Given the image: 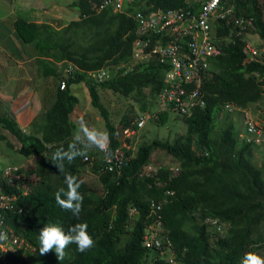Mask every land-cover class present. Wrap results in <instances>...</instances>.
Returning a JSON list of instances; mask_svg holds the SVG:
<instances>
[{
	"label": "trees",
	"instance_id": "16d2710c",
	"mask_svg": "<svg viewBox=\"0 0 264 264\" xmlns=\"http://www.w3.org/2000/svg\"><path fill=\"white\" fill-rule=\"evenodd\" d=\"M49 1L50 4H47ZM101 1L70 0L66 9L77 10L78 18L72 19L60 30L52 24L54 20L45 14L63 11V7L51 10L55 4H63V0H40L38 6L29 3L28 7L16 3L20 13L4 18L9 19L10 24H0L1 32L5 33L7 29L13 33L22 47L32 46L36 62H40L45 73L49 72L48 76L53 78L51 82L55 85L51 82L48 84L55 88L50 95L42 96H51L52 103L35 117L44 126L42 140L55 141L50 156L58 149L67 150L80 131L78 125L82 116L87 114L85 110L83 113V109L75 107L80 101V92L82 100L85 99L83 94L88 93L90 104L98 109L107 130V152L113 151L118 142L113 138L115 130L109 109L101 100L99 89H109L118 97L128 98L131 95L133 99L142 101L140 109L145 110L148 102L144 99L143 90L149 87L152 92H158L163 87L162 69L165 65L158 60L137 64L124 74L119 71L111 74L103 82H95L89 71L130 60L137 26L130 12H134L135 8L146 12L158 8H185L188 4L186 0H134L122 11H113L110 7L102 10L100 7L96 11L94 4ZM229 5L233 6L231 18L243 19L242 27L236 26L231 40L226 42L229 26L234 19L230 18L227 26L222 22L229 15L217 18L216 22L220 24L216 25L214 40L221 44L222 51L213 60L209 57L204 61L211 63L209 75L203 76L205 80L202 86L207 105L204 110H195L190 118H186V134L173 142L154 139L141 143L119 178L116 179L111 173L101 174L106 192L99 196L82 185L76 174L81 164L89 162L91 157L97 163L107 154L106 151L85 149L89 159L83 161V157H77L71 163L65 160L63 173L52 162L40 159L41 165L36 172L41 176L46 171L50 174L47 173L32 187L33 190L18 198L22 202L21 212L10 210L4 213L11 241L18 238L23 243L21 246L15 245L13 252L0 250V264H144L143 258L152 252L142 245L141 238L145 221L151 219L147 200L161 199L165 190L174 191L172 201L162 206L167 223H173L176 220L173 216L181 213L178 223L181 229L173 230L171 237L177 245L185 243L199 250L207 258L202 264H243L247 254H258L260 249H264V231L260 229L264 222V153L260 166L254 165L250 154L252 148L258 145L253 137L240 139L229 117L225 118L220 133H215L218 114L225 102L246 105L264 99V61H259L258 57L249 62L243 61L246 42L241 35L255 31L264 41V0H228L225 9ZM191 8L197 11L199 3L191 4ZM247 20H251V25ZM89 31L91 35L85 37ZM235 31L239 34L235 35ZM67 32L71 33L68 37ZM84 38H87L86 42ZM160 40L161 36L155 33L152 43ZM24 54L20 51L19 61L25 57ZM121 70L124 71V68ZM195 77L190 82H183L181 87L193 88ZM62 83L65 87L60 89ZM1 99H9L0 97V130L2 128L10 133V137L0 134L4 147L25 157L41 155L36 139L21 131L13 113ZM168 108L173 110L170 104ZM158 116V121L164 123L167 112L162 111ZM127 117V113L123 114L120 123L129 124ZM156 148L165 150L177 160L180 166L177 175L170 176L168 169L163 167L151 177L139 176L141 166L148 162L151 151ZM126 152L129 154L131 151ZM10 166L19 184L28 182L32 171L25 170L16 158L12 159ZM13 167L16 169L13 170ZM3 168L4 164H1V191L19 193L21 189L8 182ZM67 172L73 173L72 176L81 184L78 191L84 199L78 218L62 209L54 197L58 189L67 191V185L65 181L51 184L54 182L51 176L62 179ZM61 197L66 199L63 195ZM130 207L138 210V216L135 225L124 231L122 226ZM198 216L216 218L226 224V228L216 232V239L211 241L207 225L202 221L197 222ZM84 223L94 241V247L90 250L81 253L77 251V244L72 243L66 248L67 255L62 261L57 259L54 251L40 254L39 233L45 226L58 225L68 234L72 226ZM109 224L112 226L109 227ZM121 234H125V237H121ZM0 243H6L5 236Z\"/></svg>",
	"mask_w": 264,
	"mask_h": 264
},
{
	"label": "clouds",
	"instance_id": "9594fccd",
	"mask_svg": "<svg viewBox=\"0 0 264 264\" xmlns=\"http://www.w3.org/2000/svg\"><path fill=\"white\" fill-rule=\"evenodd\" d=\"M134 0H122L119 7L116 6L115 0H110L108 2H105V0H102L100 3L95 2V10L98 11L101 8V10L105 7L112 8L113 11H122L128 8ZM100 5V6H99ZM172 9V8H170ZM179 9V8H174ZM100 10V11H101ZM167 9L158 8L156 10L152 11H146L143 12L142 9L135 8L134 12H130L134 20L136 21V39L132 42L131 46V58L130 60L126 62H121L122 64H127L131 60H135L136 64H145L148 62H151L153 60H158L160 63L164 64V69H162L163 76H162V83L163 87L157 92H152L149 87L144 88L143 94L145 97L146 92L149 94L154 93L150 99L151 104L155 105L159 103V97L160 94H164L166 97L167 104L171 105L173 110H182V111H190L188 115L185 116L186 118H190L195 110H204L206 108L207 102L205 100V90L202 89L203 82L205 79H203V76L209 75L210 62H204L207 59H196L195 63L193 65H190L188 60L185 59L181 55V51H174L172 53H168L166 50L169 48L173 42H170V39H165L162 36V41L160 40L158 43H152L153 35H147L142 34L140 31V25L137 18V14L141 13L144 16H149L157 11H164ZM199 10V9H198ZM197 10V11H198ZM252 23V22H251ZM250 23V25H251ZM226 25V24H225ZM228 26V25H227ZM238 26V25H237ZM217 33V31H216ZM213 31L210 33L212 37L213 43L220 49L219 54L221 53V44H218L216 42V37ZM233 32H230L227 36H232ZM144 38H150V42L148 43V46L144 47L140 50L139 45L137 44L138 41ZM186 39L180 38L176 42L180 45L182 48H187L188 45L186 43ZM227 42V41H226ZM245 53V52H244ZM219 54H217L214 57H211L213 60L216 58ZM246 55V53H245ZM211 60V61H212ZM259 61H262V59H259ZM244 61V60H243ZM204 62V63H203ZM249 62V61H244ZM202 63V65H201ZM133 65L132 67H134ZM123 69V68H122ZM118 71L115 70L113 67L109 66H103L101 68L93 69L89 71V75L95 82H103L110 78L111 74H115ZM195 77V85L191 89H186L184 87H181L183 82H190L193 77ZM169 86V87H168ZM64 83L60 85V89H63ZM109 90V89H108ZM183 90V93H180L179 91ZM111 91V90H110ZM194 91L199 92L198 98L188 99V96L191 95ZM80 92V91H78ZM82 95V92L79 93ZM82 102V101H81ZM146 102H148L146 100ZM148 102V104L150 103ZM80 106L79 108L84 109L81 105L78 104L75 106ZM50 107V106H49ZM221 109H224L228 111L231 115L234 112H237V117H246L247 116V110L246 108L238 103L234 102H225ZM45 109L40 110L38 113L34 114L33 117H36L41 112H44ZM14 115V112H12ZM83 113L84 110H83ZM145 110H137L128 112V119L129 124L124 125L123 123H120L118 126H114V136L113 138L117 140L118 145H116L112 152H107V145L108 141L106 143H103L101 141L102 133H99L95 130H89L83 123H81L80 126V132L83 133V138L80 135H76L71 143H69L67 150L61 148L56 150L52 156H50V152L53 146H55V141H47L42 140V133L44 126H42V122H38L40 127L34 128L30 126L31 123H33L32 120L23 128L20 126V124L17 122L15 116L14 119L18 125V127L21 129V131L26 135H32L37 142L39 153H43L44 150H47L46 156H42L41 159L46 160L48 163L52 162L57 169L63 173L64 172V161L66 160L68 163H71L74 159L77 157H83V161L88 160V156L85 149H94L96 151L102 150L106 151L107 154H105L97 163L93 162V157L90 158V161L84 164H81L80 166H89L91 168H95L94 171H88L94 175H96L97 178L100 179L101 182V190L98 192L95 188H90V192H94L95 195L99 196L100 193H105V185L102 180L101 174L102 173H111L113 177L116 179L119 178L123 173V168L128 164L129 160L133 158L136 153L132 152L131 147L127 146H121L120 141L118 137L123 138H136L139 136L140 131L145 127V124L148 119H153V116L151 115L145 120ZM160 112L157 113V116ZM124 114V113H123ZM122 114V115H123ZM121 115V116H122ZM23 116V114L21 115ZM142 120V123L139 124V121ZM112 122V121H111ZM120 122V119H119ZM144 123V124H143ZM235 123V121H234ZM248 127H253L255 129V126L248 122ZM46 127V125H45ZM238 137H239V130L237 131ZM0 134L10 137V133L7 130H4L1 128ZM79 145V146H78ZM83 146V147H80ZM127 150H130L131 152L127 154ZM137 152V150H136ZM39 155V156H41ZM151 164V165H150ZM150 165V167H149ZM79 166V167H80ZM78 167L77 176L79 178V182L84 185L86 188V183L83 180L82 174L84 172L80 171ZM161 164L155 165L153 162H146L144 165L141 166V169L139 171V176L144 177H151L154 175L155 172H157L159 169L163 168ZM165 168V167H164ZM16 167H13V170H15ZM168 169V168H167ZM11 170V166H9L8 171L4 173L5 177L9 176H16L13 171ZM169 171V169H168ZM180 171V167L177 170L175 174H172L171 171H169L170 176L177 175ZM34 172V171H32ZM50 174V172L46 171ZM47 173L40 175V179H44L47 176ZM73 173L67 172L64 173V176L62 179H59L55 176H51L52 182L51 184L60 183L62 181H65L67 185V191H65L63 188L58 189L55 194V201L57 204L64 209L65 211H70L74 217H79L81 211H82V204H83V195L78 191L81 184L77 181V178L75 176H72ZM158 185H160V182H158ZM34 188V187H33ZM33 188H30L29 190H25L24 188L18 187L17 189H21L20 192L14 191L12 194H8L6 192H2L0 188V240L4 239V236L6 238V243H0V250L2 252L9 250L11 252L15 251V245L18 243L20 246L22 245L23 241L21 239H14L11 241V237L9 234H7V226L5 224L7 223L5 221L4 213L10 211V210H16L18 212L22 211V202L19 200L21 196H25L28 192L33 190ZM88 189V188H87ZM173 190H165L164 196L161 199H148V209H149V216L151 219L149 221H145L143 228H142V245L151 250V255H145L143 258L144 264H202V262L207 259L203 257L199 250H197L194 247H188L185 245V243L180 246L177 245L172 237L171 232L175 229H181L178 226L179 219L181 217L180 214H175L173 217L176 219L173 223L168 224L167 218L163 215V204L167 202H171L174 197H171L173 195ZM65 196L66 199H64L61 196ZM19 198V199H18ZM21 202V203H19ZM138 216V210L135 207H130L127 211V219L126 222L123 224L122 228L124 231L129 230L132 228L136 223V218ZM197 222L202 221L204 224L207 225V230L210 233V240L214 241L216 239V232H221V230H215V226H219L220 223L218 219L206 216L204 218L197 217ZM214 226L212 230L209 229V227ZM112 224H109V227H111ZM87 224H76L72 226L69 229V233L65 234L63 229L58 225H49L45 226L39 233V243L40 248L39 252L41 255L48 254L49 252H55L56 257L59 261H62L65 259L67 253L66 248L68 245L75 243L77 244V251L83 253L88 250H90L92 247H94V241L90 237V235L87 233ZM121 237H125V234H121ZM5 247V248H3ZM11 250L10 248H13ZM4 249V250H3ZM254 254H247L246 259L243 262V264H264V260H262L260 257ZM149 258H153L154 262H148ZM240 264V263H236Z\"/></svg>",
	"mask_w": 264,
	"mask_h": 264
},
{
	"label": "rangeland",
	"instance_id": "374dc122",
	"mask_svg": "<svg viewBox=\"0 0 264 264\" xmlns=\"http://www.w3.org/2000/svg\"><path fill=\"white\" fill-rule=\"evenodd\" d=\"M31 5L38 6L40 4V0H28ZM63 4H55L53 5V8L63 7V11L57 12V13H46L45 15L50 16L54 21L53 25H56V29L60 30L66 27V25L72 21V19L78 18L77 10L75 9H66V6L70 2V0H63ZM188 2V0H186ZM16 3H20V0H0V22L2 23L4 18L12 16V14L20 13V8H18ZM50 4V1L47 2V4ZM262 20L264 21V6L262 8ZM229 12L230 8L228 9ZM46 12V11H44ZM230 16L232 17L233 14L231 12ZM229 19V16H227V19ZM214 21H217V18H215ZM223 26V25H222ZM242 27V25H239ZM230 32H233L236 25L233 23L229 26ZM1 31V28H0ZM217 27H214L213 32L216 33ZM6 33V29H5ZM239 34L238 31H235V35ZM71 35V33L67 32L66 37ZM91 35V32H86L85 37H88ZM243 39L245 40V45L243 52L246 53L244 57V61H251L252 59H256L258 57L259 59H262L264 61V41L262 38H260L259 34L255 31L248 32L245 34H241ZM227 42L230 41V37L226 36ZM14 41V40H13ZM83 41H87V38H84ZM14 47L19 48L20 44L18 41H15L13 43ZM112 62V61H110ZM136 64V61L133 59L129 61L127 64H110L111 67H113L115 70L122 72L124 74L127 70H129L133 65ZM124 68V71L121 69ZM13 87V84L11 85ZM5 94H7L10 97V94L8 90L1 91ZM101 100L106 104V106L109 109L110 119L114 126H118L120 124L119 119L121 115L124 113L137 111L140 109L142 101H138L133 99V96H128V98L124 97H118L117 94H114L112 91L108 89L98 91ZM84 98L82 100V95L80 96L79 105H81L87 112V114L82 116L81 123H83L89 130H95L97 132H101L103 135L101 136V141L103 143L107 142V130L104 126V120L99 114V111L97 108L93 107L90 104V97L88 93L83 94ZM155 95L154 93L149 94L146 92L144 99L150 102L151 97ZM13 97H15L13 95ZM11 98V97H10ZM159 103L155 105H150V103L147 105L145 111V120L153 116V119H148L145 127L140 131V134L136 138H123L118 137L121 146H127L132 148V152L134 154L136 153V150L138 149L139 145L143 142H150L154 139H162V140H168L170 142H173L176 138L182 137L186 134V120L185 116L190 113V111H182L177 109H169L168 104L166 101V97L164 94H160L159 97ZM82 101V102H81ZM247 112L246 117H240L238 118L237 112L232 113V115L224 110L221 109L218 114L219 122L216 125L215 133H220V130L222 128L223 122L225 121L226 117H229L234 126L236 127L237 131L239 130V138H245L246 140L250 139V137H253L255 140V143L258 145L254 146L252 148V152L250 154L252 163L256 166H260L262 155L264 153V99L255 102V103H248L246 105H243ZM80 107V106H77ZM38 108H40V105H38ZM40 111V110H39ZM39 111L35 112L34 110L30 111L29 116L27 118H24L23 116H19L18 112H14V116L17 120V122L20 124L21 127H25L28 123L26 121L28 119H31L33 123L30 124V126L34 128H39L40 125L38 122H40V119H36L33 117L34 114L38 113ZM166 111L167 112V118L164 123H160L158 121L157 113ZM157 119V120H156ZM235 121V123H234ZM248 122L252 123L255 126V129H251L248 127ZM81 123L78 125V129H80ZM160 123V124H159ZM144 124V123H143ZM76 135H80L83 138L82 132H77ZM5 143L3 141H0V165L4 164L3 172L6 173L8 171L9 166L11 165V161L13 158H16V160L20 161L21 166L25 170L29 171H35L29 173L28 176V182L19 184L16 181V176H7L8 182L11 184H16L17 187L24 188L25 190L30 189L34 187V185L40 181V175L36 172V170L40 167V159L42 156H46L47 150H44L41 156L38 155H31L28 157H25L21 155L19 152L16 154L13 152V149H10L8 147H4ZM194 148V142L192 145ZM200 151V150H199ZM46 161V160H45ZM149 162H153L155 165L161 164L165 168H168L169 171H171L172 174H175L177 170L179 169V164L177 160L169 153H167L165 150L161 148H156L151 151L149 158ZM151 165V164H150ZM149 165V167H150ZM79 170L84 172L82 174L83 180L86 183V186L88 190L90 188H95L98 192L101 190V182L100 179L96 177V175L88 172V171H94L95 168H91L89 166H80ZM93 194H95L93 192ZM215 225L209 227L210 230L214 228ZM226 228V224L222 223L219 226H215V230H221ZM260 229L264 231V222L261 223ZM17 246H20L18 243H16ZM5 248V247H3ZM11 250L14 249L10 248ZM4 250V249H3ZM258 257H260L262 260H264V249H260L258 252ZM148 262H154L153 258H149Z\"/></svg>",
	"mask_w": 264,
	"mask_h": 264
},
{
	"label": "built area",
	"instance_id": "2783aa9c",
	"mask_svg": "<svg viewBox=\"0 0 264 264\" xmlns=\"http://www.w3.org/2000/svg\"><path fill=\"white\" fill-rule=\"evenodd\" d=\"M110 0H105L108 2ZM116 6L119 7L122 0H115ZM185 8L179 9H167L164 11H157L149 16H144L141 13L137 14V18L140 25V31L142 34L152 35L158 33L163 38L170 39L173 44L167 48L168 53L174 51H181V55L188 60L190 65H193L196 59H208L219 54L220 49L213 43L211 32L216 25L220 24L215 18H223L225 15H229V19L225 20L224 24L229 26L231 19H234V24L241 25V18H231L232 5H229L227 9L228 0H188ZM199 3V10L194 11L191 8V4ZM230 8V11L228 9ZM227 17V16H226ZM231 18V19H230ZM247 23H251V20H247ZM161 37V39H163ZM186 39L188 45L187 48H181L178 39ZM150 38H144L137 42L140 50L148 46ZM208 64V62H207ZM183 93V90L179 91ZM199 92L194 91L188 96V99L198 98ZM142 120L139 121V124ZM254 129L253 127H250Z\"/></svg>",
	"mask_w": 264,
	"mask_h": 264
},
{
	"label": "crops",
	"instance_id": "0c3cea01",
	"mask_svg": "<svg viewBox=\"0 0 264 264\" xmlns=\"http://www.w3.org/2000/svg\"><path fill=\"white\" fill-rule=\"evenodd\" d=\"M19 4L28 7L29 1L20 0ZM51 10L54 11L53 9ZM54 12L57 13V11ZM5 23L10 24L9 19H4L2 23L0 22V24ZM15 41H18L20 44V41L16 39L14 34L10 33L7 29L6 33L0 31V97L9 99L1 100L11 112H18L19 116L23 114V117L27 118L30 111L34 110L37 112L47 109L51 105L53 100L51 96L47 98L42 96L50 95V92L55 87H51L48 84L53 78L48 76L49 72L45 73V68L41 66L40 62H36V55L32 46H29L30 48L26 45L22 47L20 44V47L16 48L13 45ZM25 48H27L28 52ZM20 51L25 53L22 61H19L21 59L18 57ZM12 84L13 87H11ZM6 89L11 99L7 94L1 92ZM38 105H40V108H38ZM30 120L28 119L26 123H29Z\"/></svg>",
	"mask_w": 264,
	"mask_h": 264
}]
</instances>
